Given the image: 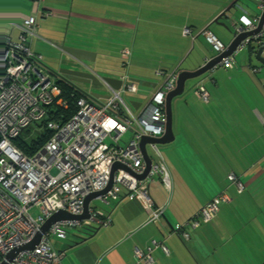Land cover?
Segmentation results:
<instances>
[{
	"label": "crops",
	"instance_id": "obj_1",
	"mask_svg": "<svg viewBox=\"0 0 264 264\" xmlns=\"http://www.w3.org/2000/svg\"><path fill=\"white\" fill-rule=\"evenodd\" d=\"M234 1L147 0L143 10L142 0H0V33L15 42L24 19L34 16V35L27 45L41 55L45 69L49 58L57 66L83 71L92 67L112 78L122 70L120 53L128 47L129 75L133 68L138 73L133 76L155 92L159 76L193 71L205 55L214 54L204 48L209 43L203 30L209 29L226 47L240 8L249 18L264 9L249 11L243 3L252 0H240L241 6L226 11ZM180 3L181 13L176 14L171 7ZM224 11L226 16L217 19ZM186 28L189 35L182 33ZM260 32L259 39L233 54L230 67L217 64L186 81L172 102L173 140L164 146L169 157L161 153L153 160L167 168L171 192L168 196L159 177L149 186L154 204L163 209L157 220L149 221V211L124 196L102 202L108 225L68 234L57 249L62 257L56 264H264V65L254 58L264 46V23ZM63 45L91 52L90 61L94 53L95 61L74 58ZM50 47L57 50L53 58ZM99 57L114 66H97ZM199 83L209 93V102L195 95ZM141 105L136 111L144 108ZM230 174L241 182V190L228 179ZM219 194L227 199L216 214L192 228L199 210ZM176 224L186 237L173 231ZM135 250L151 259L136 258Z\"/></svg>",
	"mask_w": 264,
	"mask_h": 264
},
{
	"label": "built area",
	"instance_id": "obj_2",
	"mask_svg": "<svg viewBox=\"0 0 264 264\" xmlns=\"http://www.w3.org/2000/svg\"><path fill=\"white\" fill-rule=\"evenodd\" d=\"M254 1L258 9L264 8V0ZM240 10V16L233 21L234 31L256 28L259 16L249 18L244 9ZM34 27L35 17L29 16L19 26L17 41L0 33V264H56L62 253L52 245L51 237L66 239L70 228L82 230L91 224L108 225L103 212L89 204L87 219L57 220L42 230L47 219L58 211L81 215L86 196L106 188L111 178V187L98 199L105 203L121 196L136 200L149 211L148 220L153 222L163 211L149 194L154 177H159L168 196L171 192L170 174L164 163H153L146 177L138 178L145 168L139 143L144 136L164 134L165 98L175 88L178 72L169 73L136 114L124 100L137 91L136 82L127 71L130 49L124 47L119 58L123 71L115 76L119 80L117 88L104 80L102 73L94 71L105 88V95L91 97L69 84L82 93L75 101L76 111L64 121L45 120L51 106L66 109L67 100L41 65V55L27 45ZM189 32L186 28L182 33L189 35ZM260 33L244 38L234 53L246 47L250 40L259 39ZM202 34L216 54L225 50V45L209 29ZM234 53L224 56L218 64L230 67ZM195 95L203 102L211 99L200 83L195 87ZM43 120L49 135L38 149L27 155L15 140L26 128ZM152 148L161 158L155 144ZM114 164L117 165L112 169ZM228 179L241 190L242 184L233 174ZM226 199L222 194L214 196L199 210L191 227L198 226L200 221L208 222L216 214L219 203ZM181 227L176 224L172 229L186 237ZM38 235L32 248L23 247ZM159 246L167 252L165 245L159 243ZM16 249L10 258L9 254ZM135 253L138 259H151L139 250Z\"/></svg>",
	"mask_w": 264,
	"mask_h": 264
},
{
	"label": "water",
	"instance_id": "obj_3",
	"mask_svg": "<svg viewBox=\"0 0 264 264\" xmlns=\"http://www.w3.org/2000/svg\"><path fill=\"white\" fill-rule=\"evenodd\" d=\"M239 1L240 0H235L231 6L226 8V11H228L231 7L236 8L238 6H241L239 4ZM225 14H226V12L224 11L222 14H220L218 16L217 19H219L221 17H225L226 16ZM217 19H216L217 23L224 25L228 29V27L225 24L220 23L219 21H217ZM263 23H264V9L259 13V18H258V22L256 24V28H254L252 30H248V31L242 30L240 32H235L234 29L230 28V30H231L230 32L232 33V39L230 40L229 44L226 46V48L223 52H221L219 54L205 55L204 56V63L201 64L197 69H195L193 71L180 70L178 72V78H177V81L175 84V88L172 91H170L166 95V98H165L166 124H165L164 134L161 137L144 136V137H142V139L139 143V149L141 151L142 158H143V161L145 163V168H144V171L142 172V174H140L138 176V178L144 179L147 175L148 170L150 169V167L153 164V159L151 158V156L149 155V153L147 151V146L152 145V144H164V143H168V142L173 140L172 102H173L174 98L180 96L183 93L184 87H185V82L188 80L197 78L199 76H202L203 74L208 72L211 68L215 67L224 56H227V55L234 53L237 45L244 38L251 36V35H254L255 33H258L261 31ZM63 49L66 52L70 53L74 58H78V59L85 60V61L88 59L89 62L95 61V54L94 53H92V55L94 57H93L92 61H90L89 58L87 57V55H90L91 52L84 51V50L77 49V48H73V47H68L65 45H63ZM263 50H264V46L258 48L254 53V58L259 63H261L262 65H264V57L261 55ZM46 69L49 72V74L53 78L56 79V81H65L68 84H71V85L77 87L78 89H80L81 92L87 93L91 97H95L97 95H95L93 92L86 91L83 84L87 83V84H91L94 86H102V83L100 82V80L93 73L95 71V69L92 67H89V69L87 71H83V70H78V69H74V68H70V67L60 66V64L58 63V66L56 68L47 67ZM103 75H104L103 76L104 80H106L112 86H114L115 88H117L119 86V80L118 79L112 78L111 76H108L107 72H105V73L103 72ZM133 80L136 83L139 82L145 86L150 85L147 83L144 84L143 82L140 81V79H137V78L133 79ZM79 83L82 84L83 86L79 85ZM155 84H153L151 86L155 87ZM128 104L133 109L136 110L137 107L140 105V102H137L135 100H129ZM116 165L117 164H114L112 169L115 168ZM111 184H112V178L110 179L106 188H104L101 191L94 192V193H91L88 196H86V198L84 200V211L81 215H71V214L63 212V211H58L47 219V221L44 223V225L42 227V230L45 231L52 222L57 221V220H69V221H71V220L87 219L88 218V208H89V204L91 203V201L98 198L99 195H103L104 193H106L108 191V189L111 187ZM96 229H98V228H96ZM38 238H39V235L34 239V241H32L31 243H29L28 245H25L23 247L28 248V249L32 248V246L34 245V243L37 241ZM16 251H17V249L13 250L9 254V257L11 258L16 253Z\"/></svg>",
	"mask_w": 264,
	"mask_h": 264
},
{
	"label": "rangeland",
	"instance_id": "obj_4",
	"mask_svg": "<svg viewBox=\"0 0 264 264\" xmlns=\"http://www.w3.org/2000/svg\"><path fill=\"white\" fill-rule=\"evenodd\" d=\"M142 1H143V3H142L143 5H140V6H142V9L143 10H145L146 9L147 0H142ZM139 2H141V0H139ZM243 4L247 8H249V11L251 9V10H254L255 13H258L259 12L256 9V5H255V3H253V1L252 2L251 1H247V3L244 2ZM171 10L174 11L176 14L181 13V3L180 4H177L175 6H172L171 7ZM204 48H206L207 51L209 50L212 53L216 54V52L212 49V47L209 44H206V46ZM56 53H57V50L55 48L50 47V49H48V55H49V57H52L53 58L54 57L53 55L56 54ZM46 61L48 63L47 65H48L49 68H56L57 67V61L56 60L46 58ZM96 65L97 66H101V67H106V68H108L110 65L114 66L112 64V62H109V60H106V58H101V57H99L97 59ZM130 73H132L131 74V77L132 78H138V76H133V73L138 74V73L134 72L133 68L131 69ZM167 75L168 74H166V76H164V77L163 76H159L160 77L159 79H158L157 76H155L156 79H158L157 84L159 85L160 84V81H163L167 77ZM150 77H152V76H150ZM196 79L194 78V79L189 80V81H194ZM135 84H136V90H137L136 93L131 94V95H127L124 98V100H125V102L127 104H128V101L129 100H137L139 102H142V105L141 106H144L147 103L149 97L154 93L153 92L154 91V88H150L148 86L141 85V83H139V82L138 83H135ZM83 85H84L86 91H88V92H96V93H101V94H104V92H105V88H104L103 85L102 86H94V85L87 84V83H84ZM182 100L183 99L181 97V100L180 101H182ZM174 103H175V98L173 99V104ZM140 110H141V108L139 110H137V111L135 110L134 113L137 114ZM166 144H168V143H165V144H155V146L157 148V152H159L160 154L162 153L163 155H165V157H167V156L169 157L168 152H167V149H164V146H166ZM147 151H148L149 155L151 156V158L153 160H155L156 157H158L155 154V151L152 148L148 147V146H147ZM90 205L96 206L99 209H103V210L105 209L104 206H103L102 201L99 200L98 198L92 200L91 203H90ZM74 231H79V230H77L76 228H70L69 231H68V234H73ZM81 232H84L85 233L86 230H81ZM51 240L53 242V246L56 249H59L58 247L61 246V243L63 242L64 239H57L55 237H51Z\"/></svg>",
	"mask_w": 264,
	"mask_h": 264
},
{
	"label": "trees",
	"instance_id": "obj_5",
	"mask_svg": "<svg viewBox=\"0 0 264 264\" xmlns=\"http://www.w3.org/2000/svg\"><path fill=\"white\" fill-rule=\"evenodd\" d=\"M56 84L62 90V96L67 100V107L66 109H63L60 107H56L55 105L51 106V109H48L47 111V116L45 117V120L60 119V121H64L76 111L75 101L77 98L82 96V93L79 90L72 88L68 83L64 81H57ZM70 94H73L71 98H69ZM45 120L29 126L21 133L18 138H16V145L25 154H32L47 139L49 132L45 129ZM95 226L99 225L91 224L90 226H87L83 229L89 232H94V230L96 229ZM182 228L183 227H181V230ZM179 235L181 236V234Z\"/></svg>",
	"mask_w": 264,
	"mask_h": 264
},
{
	"label": "flooded vegetation",
	"instance_id": "obj_6",
	"mask_svg": "<svg viewBox=\"0 0 264 264\" xmlns=\"http://www.w3.org/2000/svg\"><path fill=\"white\" fill-rule=\"evenodd\" d=\"M79 85L83 86L82 84L79 83Z\"/></svg>",
	"mask_w": 264,
	"mask_h": 264
}]
</instances>
